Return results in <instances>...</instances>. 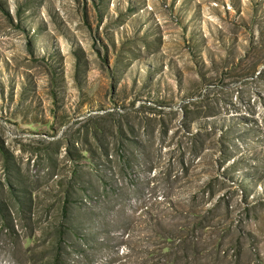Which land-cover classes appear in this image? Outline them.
<instances>
[{"label":"rangeland","instance_id":"1","mask_svg":"<svg viewBox=\"0 0 264 264\" xmlns=\"http://www.w3.org/2000/svg\"><path fill=\"white\" fill-rule=\"evenodd\" d=\"M54 256L264 264V0H0V264Z\"/></svg>","mask_w":264,"mask_h":264},{"label":"trees","instance_id":"2","mask_svg":"<svg viewBox=\"0 0 264 264\" xmlns=\"http://www.w3.org/2000/svg\"><path fill=\"white\" fill-rule=\"evenodd\" d=\"M64 213H66V211H64ZM59 249L60 247L58 248V250ZM52 260H53L52 264H58L57 262L59 261V257L54 256Z\"/></svg>","mask_w":264,"mask_h":264}]
</instances>
